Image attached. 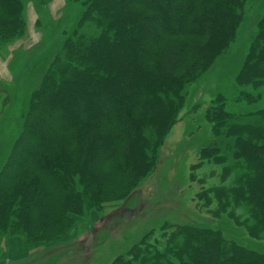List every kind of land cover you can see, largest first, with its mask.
<instances>
[{"label":"trees","instance_id":"1","mask_svg":"<svg viewBox=\"0 0 264 264\" xmlns=\"http://www.w3.org/2000/svg\"><path fill=\"white\" fill-rule=\"evenodd\" d=\"M77 1L82 15L31 95L22 131L0 170V245L6 234L28 239V257L13 264H90L102 245L111 254L107 264H264V253L231 239L225 229L231 222L264 240V107L250 109L263 98L264 14L246 42L235 82L256 92L240 90L234 101L220 92L207 101V95L183 111L201 113L200 122L209 120L212 130L199 151L182 152L190 158L164 184L166 202L157 209L159 224L151 226L149 212L132 203L163 164L168 135L182 122L187 87L239 38L247 0ZM49 2L0 0V50L26 32L30 3L38 13ZM88 25L97 30L93 38ZM72 46V64L56 67ZM240 102L248 107L235 109ZM153 118L158 138L150 159L143 134ZM233 160L249 170L238 184L226 179ZM217 179L223 185H215ZM189 193L190 217L177 212L175 221L166 220L180 209L178 196ZM118 200L123 203L115 207ZM104 206L113 211L104 216L105 226L92 228L91 238L61 240L73 227L70 214L103 212ZM134 207L143 213L133 228L141 232L125 243L128 234L121 230Z\"/></svg>","mask_w":264,"mask_h":264},{"label":"rangeland","instance_id":"2","mask_svg":"<svg viewBox=\"0 0 264 264\" xmlns=\"http://www.w3.org/2000/svg\"><path fill=\"white\" fill-rule=\"evenodd\" d=\"M37 10L39 14L34 11L31 3L27 6L26 32L19 37L12 47H2L0 50V170L7 162L11 147L22 131L24 114L27 112L31 95L39 88L44 74L52 64L58 52L62 51L65 40L71 35L72 30L75 28L82 15L84 6L82 1L77 0H50L47 7L42 9L37 8ZM263 14L264 0H247L245 18L242 23V31H240L242 37L239 35V38L236 40L237 44L235 43V45L231 47L230 53H226L220 57L214 67L203 78L191 84V87H187L188 102L179 115L182 122L177 123L168 135L166 145L170 144V148L168 147V149H165L163 153V156L166 154L163 164L157 173V170H155L151 177L147 178L139 187L140 191H138L137 194H141V199L139 201L134 200L132 203V206L139 207V211L141 210L142 212L143 210V213L145 211L149 212L150 217L147 223L153 221L151 226L159 224L157 220L159 219L157 209L163 207V205H165L164 202H166L164 199L166 196L164 184L168 183L174 175L179 173L181 162L183 163V161L188 158V156L185 157L186 155L182 154V152L185 150L199 151L204 147L205 141L209 138L210 131L212 130V124L209 123V120H207L206 124L200 122V118L203 117L201 113L199 114L198 112L196 116H187L188 113H184L183 111L186 110V112H191L190 110L194 107L195 103L199 100H203L207 95H209L206 98L207 101L210 100V97L215 96L216 93L219 92L234 101L240 90L245 89L256 92L249 86H239L235 84V82L241 62L248 53L249 46L246 45V42L251 40L255 35L257 31L256 23ZM38 18L40 23L35 26V22ZM86 32L89 38H93L97 30L93 25H88ZM75 50L76 48L72 46L68 52L67 48L56 67L59 68L61 66L60 64H72L71 58ZM234 104L235 109H246V107H248L246 102ZM98 106L102 108L105 107L106 109L110 107L109 104H105L103 101H98ZM259 107H264V91L263 98L253 103L250 109L255 110ZM192 118H194L192 122H189ZM156 132V118H153L152 123L148 124L143 134L148 140L147 154L150 159L153 158L155 148L157 147L158 136ZM187 135L189 136L186 138ZM139 141L140 139H137L136 145H138L137 142ZM159 153L160 151H158L157 154ZM195 159L196 157L194 156L191 163H193ZM231 163L234 166L236 164V166L232 174L227 176L226 179L230 180L232 176V180L238 184L239 179H243L245 176L246 178L248 177L249 170L242 169V160H233ZM156 179H161L162 182L157 184ZM223 181L217 179L214 183L215 185H223ZM190 187L196 188V186L193 185H190ZM189 195L190 193L178 196V203L176 204L179 205L180 209L169 212L166 216V220L170 219L175 221L178 218L177 212H184L186 214H184L185 216L190 217V215L185 212V210L188 209V204H191L190 202L187 204L186 201ZM122 200L114 202L115 207L116 204L123 203ZM110 204L114 205L113 203ZM181 206L184 207L182 211ZM104 207L103 212L90 210L87 214H70V217L74 221L73 227L61 240L65 242L72 239L91 238L92 228L95 229L96 227L103 226L107 220L104 216L107 215L108 212L113 211L110 209V206ZM136 207L133 208L136 211L135 216H133V218L126 223L125 228L121 230L123 232L126 229L128 234L125 243L134 240L141 232L140 229H133L137 222H141L140 216L143 215V213L139 214ZM243 209H246V207H243ZM165 210L168 212L166 208ZM114 216H116V214H114ZM121 224L122 220L117 221V227ZM141 225L145 226L146 223ZM225 229L231 239L239 241L242 244L246 242L244 245L264 253V240L252 238L247 233L244 234L238 227L233 226L231 222L227 223ZM101 234L103 233L101 232ZM104 246L105 245L101 246L100 251L97 249L92 253L90 264H107L111 254H107L106 249L103 250ZM0 250V264H13L14 262L28 257V239L26 235L23 234H12L9 236L6 234V237H4L1 242Z\"/></svg>","mask_w":264,"mask_h":264}]
</instances>
